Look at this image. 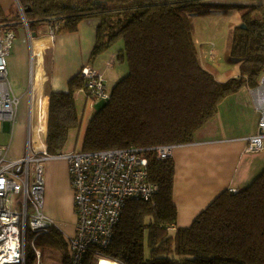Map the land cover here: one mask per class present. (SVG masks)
Segmentation results:
<instances>
[{"label":"trees","instance_id":"1","mask_svg":"<svg viewBox=\"0 0 264 264\" xmlns=\"http://www.w3.org/2000/svg\"><path fill=\"white\" fill-rule=\"evenodd\" d=\"M18 1L29 31L59 22L57 32H73L81 21L98 19L91 58L115 39L124 41L116 60L126 62L127 72L87 120L81 150L143 149L157 191L149 201L126 202L102 256L119 264H264V168L247 185L222 190L190 225L176 227L174 163L156 151L192 142L227 96L257 85L264 71V0ZM220 9L242 12V26L234 27L227 54L228 61H239L240 71L224 82L202 66L193 42L192 15ZM20 19L17 11L14 21ZM7 20L0 10V28L13 31V25H3ZM82 86L78 72L66 91L50 93L47 155H61L70 128L81 125L73 93ZM35 250L43 258L71 264L67 240L55 227L34 239L26 235L24 264H38Z\"/></svg>","mask_w":264,"mask_h":264},{"label":"crops","instance_id":"2","mask_svg":"<svg viewBox=\"0 0 264 264\" xmlns=\"http://www.w3.org/2000/svg\"><path fill=\"white\" fill-rule=\"evenodd\" d=\"M19 5L18 0H0V10L8 18L3 25L14 26V41L6 62L10 90L18 98V103L14 120L10 124L0 123V132L10 131L9 142L0 146L10 159L26 155L24 143L27 134L33 142L36 141L33 131L34 108L44 93L45 86L48 115L50 93L66 91L69 79L83 66L89 65L102 72L106 83L109 74L113 85L124 75L122 70L114 71L118 52L110 51L108 55H102L104 52H101L94 58L90 57L95 44L98 19H85L79 23L76 31L57 32L54 37L49 35L48 24L40 25L28 34L22 19L14 21ZM97 60L99 63L96 65ZM250 89L251 87L244 86L227 96L220 103L215 116L196 131L192 142L174 146L171 158L174 163L173 202L177 209L176 227L190 225L193 218L222 190L247 185L264 168V149L260 152L246 151L245 139L257 132L258 121ZM81 91L75 89L73 93L76 111L78 101H86ZM248 95L252 98L256 120L254 127L243 133L235 125L244 115L242 107L249 106ZM77 114L79 116L78 111ZM34 144L35 150L46 146L45 139L41 147ZM66 176L69 177L67 174ZM46 183L52 185L53 182ZM65 184L71 196L68 178Z\"/></svg>","mask_w":264,"mask_h":264},{"label":"built area","instance_id":"3","mask_svg":"<svg viewBox=\"0 0 264 264\" xmlns=\"http://www.w3.org/2000/svg\"><path fill=\"white\" fill-rule=\"evenodd\" d=\"M19 12L30 34L20 6ZM58 26L59 22L48 24L51 37ZM13 39L11 29L0 28V123L14 120L18 103L7 76L6 58ZM79 73L83 80L79 90L95 105L105 102L109 91L104 74L89 65L83 66ZM250 93L258 121L257 132L245 139L246 151L260 152L264 149V71ZM32 142L29 136L26 155L19 159L8 158L0 148V264H24L26 235L31 233L34 239L54 227L43 211L42 160L49 155L45 147L34 150ZM173 148L174 145L159 146L157 156L169 158ZM56 157L68 161L73 190L76 223L74 235L68 238L71 264H93V258L102 256L100 252L112 242L126 202L133 198L149 201L157 186L148 178V161L141 148L79 150Z\"/></svg>","mask_w":264,"mask_h":264},{"label":"rangeland","instance_id":"4","mask_svg":"<svg viewBox=\"0 0 264 264\" xmlns=\"http://www.w3.org/2000/svg\"><path fill=\"white\" fill-rule=\"evenodd\" d=\"M225 2H247L250 0H224ZM255 2V0H253ZM241 10L229 9L224 12L223 10H215L211 14L204 15H192L194 22L193 42L197 48L198 56L202 66L210 71L216 80L224 82L231 77L237 76L240 71L239 61L233 59L228 61L227 54L231 47L233 30L235 26L241 24ZM23 22V21H22ZM27 22V20H26ZM14 41V39H13ZM13 43V42H12ZM124 46V41L121 37L115 39L111 45L102 50V55L107 54L110 51L114 53L119 52ZM100 52V53H101ZM101 55V56H102ZM97 60L95 64L97 65ZM127 72V64L123 61H114V71ZM110 82V76L108 74L107 87L108 91L113 84ZM84 99H80L77 103V111L79 117H83L82 123L75 127L70 128L67 136L66 143L61 152V155H66L73 151L81 150L82 135L89 119L90 115L95 110V104L91 98H87L84 92L81 91ZM249 106L243 108L244 115L235 127L242 130L243 133L248 132L254 127L256 115L251 96L248 95ZM10 124V123H9ZM28 134L24 143L25 153L27 152ZM10 131L0 132V146L3 143L9 142ZM4 141V142H3ZM33 141V140H32ZM35 141V140H34ZM36 142V141H35ZM34 150V142L31 143ZM48 156L45 160H42V177L44 181V201L43 211L52 221L54 227L62 233L67 240L75 233L76 213L74 210L73 190L70 193L67 191V178L70 182V174L68 169V161L65 158ZM49 169V170H48ZM66 174L69 176L67 177ZM46 182H53L49 185ZM71 186V183H70ZM72 189V187H71ZM36 255L38 257V264H59L56 260L50 258L41 257L40 252L37 250Z\"/></svg>","mask_w":264,"mask_h":264},{"label":"bare ground","instance_id":"5","mask_svg":"<svg viewBox=\"0 0 264 264\" xmlns=\"http://www.w3.org/2000/svg\"><path fill=\"white\" fill-rule=\"evenodd\" d=\"M44 93L41 94L37 105L34 108V121H33V131L34 137L36 139L37 147L44 145L45 139V126L47 118V90L46 86L43 90ZM35 145V144H34ZM93 264H118L116 261L107 258L105 256H96L93 258Z\"/></svg>","mask_w":264,"mask_h":264},{"label":"water","instance_id":"6","mask_svg":"<svg viewBox=\"0 0 264 264\" xmlns=\"http://www.w3.org/2000/svg\"><path fill=\"white\" fill-rule=\"evenodd\" d=\"M240 26H242V24H241ZM102 104H103L102 102L99 103V104H96L95 107L98 108V107H100Z\"/></svg>","mask_w":264,"mask_h":264}]
</instances>
